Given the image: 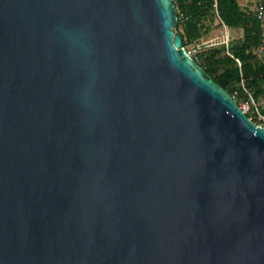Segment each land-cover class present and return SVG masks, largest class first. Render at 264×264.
<instances>
[{"label":"water","instance_id":"water-1","mask_svg":"<svg viewBox=\"0 0 264 264\" xmlns=\"http://www.w3.org/2000/svg\"><path fill=\"white\" fill-rule=\"evenodd\" d=\"M173 0H0V264H264V127Z\"/></svg>","mask_w":264,"mask_h":264},{"label":"trees","instance_id":"trees-1","mask_svg":"<svg viewBox=\"0 0 264 264\" xmlns=\"http://www.w3.org/2000/svg\"><path fill=\"white\" fill-rule=\"evenodd\" d=\"M173 1L179 17L176 34L186 49L200 47L192 57L215 83L232 95L244 81L255 97H264V57L255 54L264 45V22L257 13L243 8L240 0ZM218 19L220 25H215ZM221 22L230 32L228 47L222 43L203 46V39Z\"/></svg>","mask_w":264,"mask_h":264},{"label":"built area","instance_id":"built-area-1","mask_svg":"<svg viewBox=\"0 0 264 264\" xmlns=\"http://www.w3.org/2000/svg\"><path fill=\"white\" fill-rule=\"evenodd\" d=\"M256 13L258 19L264 22V0H258ZM221 23L223 28L227 30L225 24L223 22ZM229 40L230 35L228 34L224 37L222 44L228 47ZM199 48V46H191L189 49H187V51L191 56H193ZM255 54L259 58H263L264 45L255 50ZM231 96L237 101L239 109L242 110L251 121H256V124L264 127V113L262 111L264 109V97L259 99L255 97L248 89L247 84L244 81L240 83Z\"/></svg>","mask_w":264,"mask_h":264},{"label":"rangeland","instance_id":"rangeland-1","mask_svg":"<svg viewBox=\"0 0 264 264\" xmlns=\"http://www.w3.org/2000/svg\"><path fill=\"white\" fill-rule=\"evenodd\" d=\"M239 2L243 8L256 12L258 0H240ZM215 25H220L219 19L217 20ZM228 34L230 35V32L228 30H225L222 26H219L211 33L210 36H207L203 39V46H208L211 44L219 45L224 41V37Z\"/></svg>","mask_w":264,"mask_h":264}]
</instances>
